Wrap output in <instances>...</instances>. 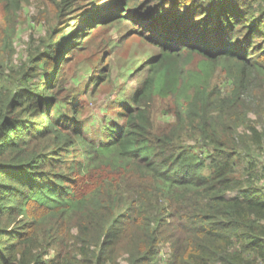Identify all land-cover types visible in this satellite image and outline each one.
I'll return each instance as SVG.
<instances>
[{"label":"trees","instance_id":"16d2710c","mask_svg":"<svg viewBox=\"0 0 264 264\" xmlns=\"http://www.w3.org/2000/svg\"><path fill=\"white\" fill-rule=\"evenodd\" d=\"M47 1L66 24L20 52L29 0H0V264H264V0ZM126 20L153 52L86 136L65 66Z\"/></svg>","mask_w":264,"mask_h":264},{"label":"rangeland","instance_id":"374dc122","mask_svg":"<svg viewBox=\"0 0 264 264\" xmlns=\"http://www.w3.org/2000/svg\"><path fill=\"white\" fill-rule=\"evenodd\" d=\"M77 3L82 5L83 14L95 9L98 4L104 3V0H78ZM39 7L42 8L41 11H37ZM55 12V8L47 0L44 2L29 0L24 3L21 12L24 21L18 27L16 35L20 52L24 49V43L28 41L26 34L29 32L39 36L46 35L50 26L57 27L59 22L61 25L66 24L63 17L56 18ZM43 13L45 14L41 17ZM79 20L69 19L65 29H73ZM102 26H94L92 38L87 46L80 50H72L75 51L74 55L65 66L66 85H70L74 92L79 93L76 101H72L74 105H80L79 115L82 117L84 133L91 137L101 135L102 126L119 118L120 102L123 104L131 102V93L135 88L132 74L136 68V61L153 52L151 43L140 35L129 21ZM97 67L107 69L105 79L97 85L90 86L88 79L92 73H98ZM152 111L156 122L169 121L173 117L171 100L157 97L153 102ZM262 158L264 159L263 156Z\"/></svg>","mask_w":264,"mask_h":264}]
</instances>
